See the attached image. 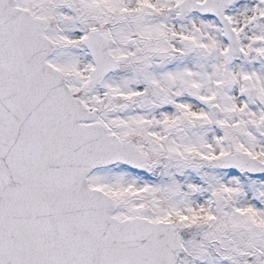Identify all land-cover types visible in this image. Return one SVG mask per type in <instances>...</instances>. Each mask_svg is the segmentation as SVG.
Segmentation results:
<instances>
[{"label": "snow or ice", "instance_id": "1", "mask_svg": "<svg viewBox=\"0 0 264 264\" xmlns=\"http://www.w3.org/2000/svg\"><path fill=\"white\" fill-rule=\"evenodd\" d=\"M0 264H264V0H0Z\"/></svg>", "mask_w": 264, "mask_h": 264}]
</instances>
